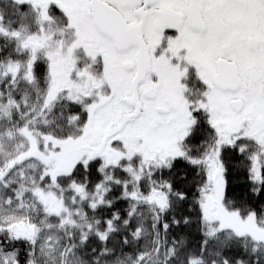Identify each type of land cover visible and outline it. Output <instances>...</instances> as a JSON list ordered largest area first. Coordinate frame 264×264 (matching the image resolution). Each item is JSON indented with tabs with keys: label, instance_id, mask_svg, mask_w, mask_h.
I'll list each match as a JSON object with an SVG mask.
<instances>
[{
	"label": "snow or ice",
	"instance_id": "obj_1",
	"mask_svg": "<svg viewBox=\"0 0 264 264\" xmlns=\"http://www.w3.org/2000/svg\"><path fill=\"white\" fill-rule=\"evenodd\" d=\"M0 264H264V0H0Z\"/></svg>",
	"mask_w": 264,
	"mask_h": 264
},
{
	"label": "trees",
	"instance_id": "obj_2",
	"mask_svg": "<svg viewBox=\"0 0 264 264\" xmlns=\"http://www.w3.org/2000/svg\"><path fill=\"white\" fill-rule=\"evenodd\" d=\"M143 214L144 215H148V216L151 215V213L147 212V210H145ZM180 232H184L187 235V237H188V247L195 249L197 247L198 241H199V235H198V233L196 231L195 223H193V225L190 228L180 229L179 231H174L173 235H177L178 236ZM224 238L227 239V237H224ZM147 240H149V241L151 240V235H149L147 237ZM216 245H217V242L213 241L212 244L210 245V247L215 248Z\"/></svg>",
	"mask_w": 264,
	"mask_h": 264
}]
</instances>
